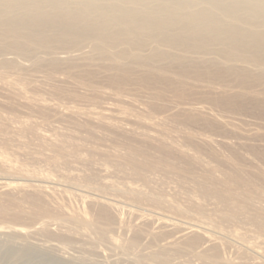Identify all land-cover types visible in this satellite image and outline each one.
<instances>
[{"label":"rangeland","instance_id":"obj_1","mask_svg":"<svg viewBox=\"0 0 264 264\" xmlns=\"http://www.w3.org/2000/svg\"><path fill=\"white\" fill-rule=\"evenodd\" d=\"M95 43L21 51L0 39V240L11 232L77 264H264V51ZM200 205L241 208L233 222ZM162 213L208 224L214 246L200 248L201 234L168 245L177 228L149 220ZM43 258L0 264H58Z\"/></svg>","mask_w":264,"mask_h":264},{"label":"bare ground","instance_id":"obj_2","mask_svg":"<svg viewBox=\"0 0 264 264\" xmlns=\"http://www.w3.org/2000/svg\"><path fill=\"white\" fill-rule=\"evenodd\" d=\"M47 7L49 9H45ZM118 25L119 27H117ZM0 39L9 40L11 45L21 51L24 48V41L29 42L33 46L46 47L51 41L95 40V47L99 50H104L115 43L142 48L149 41L156 40L159 43L170 44L186 51H197L203 49V46H208L207 48H209L213 42H217L222 44L226 58L233 56L232 50H235V52L237 50L248 51L254 57H258L259 50L264 51V0H0ZM126 50L124 47L120 51V57H123ZM134 54L139 57L138 62L140 64H147L149 61L147 57L140 56L138 52H134ZM138 154L139 150L134 148L131 149L129 155L137 157ZM147 159L145 162L149 161ZM104 168L106 169V167ZM103 169L101 168L100 171ZM86 178L84 177L87 182H92ZM47 179L50 180V176ZM3 182L5 180H0L1 184H4ZM235 182L241 183L239 176L234 178L233 184ZM89 184L88 186H90ZM88 186L86 185L87 190ZM129 190L134 196L144 197V192L137 186H130ZM198 190L206 197L222 198L228 195L227 198L231 200L238 199L241 195L239 193L240 189L225 191L217 187L210 188L200 185ZM99 191L101 190L99 189ZM106 193L104 192L105 195ZM108 202L110 203V201ZM204 208H206L204 205H200L202 212H206ZM240 208L241 206L235 205L233 210L228 213L216 209L213 212H206L207 214L203 216L210 219L213 218L211 214L213 213V215L215 214L219 217L226 216L234 222L239 217ZM0 210V212L4 213L3 211L6 210L4 204L0 205ZM169 214L151 215L153 218L151 219L150 217L149 219L161 227L168 229L177 228L167 236L166 243L168 245L188 235L190 236V234H201L200 248L203 247L205 249L214 246L216 239L211 235V229L209 230L208 224L205 225L203 222H195L194 220L189 222L190 219H184V221L188 220L186 222H179L174 215H171L172 213ZM148 215L150 216V214ZM143 221H146V217ZM258 222L264 225L262 218ZM8 233L4 236V239L0 240L3 245L0 246V258L5 263L13 262L16 258L43 262L42 257L51 258L58 264L78 263L74 262L77 260L72 261L69 258L53 255L51 251L36 246L34 243L23 242L19 245L15 244L13 241L16 234ZM13 236L15 237L13 238ZM84 259L79 262L82 263ZM88 262L90 261L88 260ZM173 263L174 261H172Z\"/></svg>","mask_w":264,"mask_h":264}]
</instances>
